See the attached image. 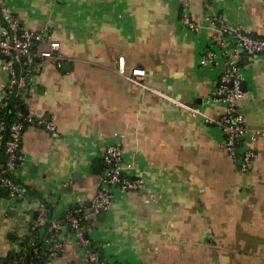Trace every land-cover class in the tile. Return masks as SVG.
Here are the masks:
<instances>
[{
    "label": "crops",
    "instance_id": "0c3cea01",
    "mask_svg": "<svg viewBox=\"0 0 264 264\" xmlns=\"http://www.w3.org/2000/svg\"><path fill=\"white\" fill-rule=\"evenodd\" d=\"M8 4L23 27L59 41L55 55L64 59L43 62L24 101L32 114L52 119L58 137L40 126L22 132L23 159L11 174L33 200L9 206L0 196V264L21 253L39 202L59 222L64 244L45 264H82L61 220L75 205L90 204L102 153L113 143L132 163L129 174L144 183L121 194L103 220L91 219L88 237L102 257L131 264H264V137L253 142V170L240 173L221 130L186 108L214 117L223 111L208 100L223 64L199 63L213 31L206 8L264 37V0H191L197 31L182 23L178 0ZM118 55L127 69L146 70L141 85L116 71ZM241 66L245 93L238 108L248 127L264 128V56H245ZM5 79L0 58V84Z\"/></svg>",
    "mask_w": 264,
    "mask_h": 264
},
{
    "label": "built area",
    "instance_id": "2783aa9c",
    "mask_svg": "<svg viewBox=\"0 0 264 264\" xmlns=\"http://www.w3.org/2000/svg\"><path fill=\"white\" fill-rule=\"evenodd\" d=\"M181 7V21L192 31L199 29L191 16L189 5L191 0H178ZM9 0H0V58L1 68L6 79L0 84V196L9 206L19 205L29 200L30 194L19 187L9 174L16 170L23 159L21 152V136L28 126H40L47 130L52 138L58 137L55 123L46 115H35L28 110L24 112L17 103V97L25 101L30 96L34 78L40 73L43 62L48 59L64 57L56 54L60 42L47 36L44 30H33L21 25L19 18L11 11ZM206 19L213 26L209 36V44L202 51L199 63L202 66L223 64V69L215 81L211 96L212 104L221 103L223 111L219 116H211L201 109L186 106L192 115H199L206 123L217 126L223 135V148L226 154L237 162L240 173L253 170L257 152L253 142L258 136L264 137V128H250L238 102L244 96V73L241 60L245 56H264V37H252L240 24L229 22L222 13L206 8ZM47 41L44 49H34L35 44ZM116 71L126 79L142 84L146 70L139 66L126 68L123 55L117 56ZM28 86V91L22 87ZM16 98V104L10 105V98ZM11 108L13 121L7 127L2 111ZM7 130V136L5 131ZM7 137V138H5ZM102 169L98 186L90 205L79 203L67 210L63 220L68 232L75 239L81 252L82 264H131L102 257L98 250L91 247L89 234L93 227L91 219L108 211L121 194L137 190L143 186L142 177L129 174L132 163L126 161L121 144H108L102 153ZM5 192V194H3ZM33 199H30L31 202ZM37 217L30 221L28 237L23 240L21 254L31 251L29 264L41 258L45 252L37 245L38 239L46 233L54 239L49 258L57 256L63 250V240L58 235L59 222L51 219L43 202L36 208ZM49 223L46 228L44 224ZM60 234V232H59ZM48 242V241H45ZM10 264H25L19 259H12Z\"/></svg>",
    "mask_w": 264,
    "mask_h": 264
},
{
    "label": "trees",
    "instance_id": "16d2710c",
    "mask_svg": "<svg viewBox=\"0 0 264 264\" xmlns=\"http://www.w3.org/2000/svg\"><path fill=\"white\" fill-rule=\"evenodd\" d=\"M0 20H1V18H0ZM242 60H243V58H242ZM242 60H241V65H242ZM23 89L24 88H21L22 91H23ZM17 103H19L20 107L22 108V110L24 112L27 111L26 104L23 101L19 100L18 97H17ZM12 104H16V98H14V97L10 98V105H12ZM2 114H3L2 117L5 119V122L7 123V127L10 126V124L13 121V118H14L11 108L8 107L6 110L2 111ZM5 136H7V130L5 131ZM5 138H7V137H5ZM1 160L2 159L0 158V161ZM9 176L11 177V179L15 183L17 182L19 184V182L13 177L12 174H9ZM20 185L24 188V190L26 192H30L27 187H25L22 184H20ZM3 194H5V192ZM48 213L50 214L49 210H48ZM44 225H45L46 228L49 227V223H46ZM45 241H48V242H45ZM53 241H54V239L51 240V235L48 234V233H46L42 238L38 239L37 245L45 253L42 254L41 258L34 259L33 260V264H45L46 263V261L49 259L48 256H49V253L51 251V247H52ZM91 247L93 248L92 244H91ZM30 257H31V251L27 250L25 255H22L21 253L13 254V258H11V260L12 259H19V260H21V262H25V264H27L26 261H27V259H30Z\"/></svg>",
    "mask_w": 264,
    "mask_h": 264
},
{
    "label": "water",
    "instance_id": "95a60500",
    "mask_svg": "<svg viewBox=\"0 0 264 264\" xmlns=\"http://www.w3.org/2000/svg\"><path fill=\"white\" fill-rule=\"evenodd\" d=\"M252 37H255V35L252 34ZM63 66H65V67H69V63H68V62H64V63H63ZM242 88H244V84H242ZM16 183H17V182H16ZM17 184H18V183H17ZM18 186L21 187L20 184H18ZM88 205H90V204L88 203ZM11 213H13V212H11ZM98 216H99L100 220H103L104 217H105V213H100ZM61 224H62V225H65L64 220H61ZM86 236H88V234H86ZM10 257L13 258V254H12ZM0 262H1V261H0ZM26 263L29 264V260H28V259H27Z\"/></svg>",
    "mask_w": 264,
    "mask_h": 264
}]
</instances>
